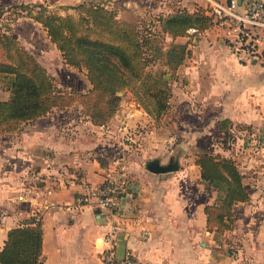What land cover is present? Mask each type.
<instances>
[{"label":"crops","instance_id":"obj_1","mask_svg":"<svg viewBox=\"0 0 264 264\" xmlns=\"http://www.w3.org/2000/svg\"><path fill=\"white\" fill-rule=\"evenodd\" d=\"M105 1L121 12L146 4L156 15L180 7L195 11L202 4L201 0ZM23 25L34 37L39 30L46 34L38 22L19 17L11 25L16 36L24 33ZM45 40L51 52L58 51L48 37ZM177 41L185 44L187 37ZM236 45L232 36L222 38L211 28L187 44L189 54L172 82L165 112L169 127H177L179 140L173 132H158L155 119L136 105L134 115L125 107L100 126L83 112L77 115L79 121L53 122L49 114L16 136L6 134L0 148V249L11 228L34 217L42 228L40 264H104L100 252L114 224H118L113 238L116 257L132 250L148 264H264V150L253 151L249 145L252 132L264 133V66L243 57ZM0 91V100L8 99L9 93ZM144 122L150 127L144 128ZM126 133L133 144L124 138ZM202 138L211 143L219 139L215 143L219 148L231 144L239 156L241 149L252 154L236 163L250 200L235 206L236 221L224 234L208 229L204 211L218 193L201 178L197 156H185L202 147ZM178 145L183 155L176 170L148 168L150 162L167 165ZM121 166L129 186L117 207L76 205L84 185L103 182Z\"/></svg>","mask_w":264,"mask_h":264},{"label":"trees","instance_id":"obj_2","mask_svg":"<svg viewBox=\"0 0 264 264\" xmlns=\"http://www.w3.org/2000/svg\"><path fill=\"white\" fill-rule=\"evenodd\" d=\"M33 7L20 5L25 14L18 17L38 22L60 52L63 63L86 71L91 89L85 95L102 105L84 113L94 125L106 124L115 114L120 102L119 91L133 93L153 118L168 110L172 82L189 54L187 44L156 40L160 34L150 28L144 34L125 28L112 10L93 2L72 6L79 13L77 18L49 13L41 4L35 6L39 10L34 13ZM156 21L171 38L185 36L192 27L203 32L213 24L204 3L194 12L182 9L159 14ZM94 28L106 33L107 38L90 35ZM0 45L6 57L0 61V78L9 93L8 99L0 100V132H9L21 122L46 115L58 107L60 99L53 94V78L35 56L23 50L9 34H2ZM157 60L162 66L159 72H153L148 66ZM196 164L201 178L218 193L216 201L204 210L208 229L224 234L232 230L236 221L235 206L250 200L241 172L233 159L208 151L197 154ZM154 165L155 171L178 167L177 162L167 165L155 162ZM41 249L42 228L40 221L36 222L33 217L8 231L0 249V264H40Z\"/></svg>","mask_w":264,"mask_h":264},{"label":"rangeland","instance_id":"obj_3","mask_svg":"<svg viewBox=\"0 0 264 264\" xmlns=\"http://www.w3.org/2000/svg\"><path fill=\"white\" fill-rule=\"evenodd\" d=\"M6 1L7 2H4L2 0L0 1V38L2 34H9L10 36H12L23 50H25L26 52H29V54L36 57L40 65H42L46 69V72L53 78L52 79V84L54 85L53 94L57 97V99H60L59 105L58 107L52 109L46 115H44V116H47L49 114L52 115L51 117H52L53 122H60L62 120L71 121L72 119L73 121H79L77 115L79 114L78 116H82L80 112H83V114L85 112L89 113L93 108L94 109L101 108L102 105H101V102L97 104L96 103L97 100H94V99L89 100V98L87 97L88 95H85L88 92V90L91 89V85L86 77V71L84 69L73 68V67L65 65L62 61L59 51L51 52V49L46 47V44H49V43L47 40H45L47 38L45 33L39 30V34H37L34 37V35L32 34H27L28 27L26 25H23L21 31H23L24 33L21 36L15 35V32L13 31L11 25L15 23L16 19L19 18L18 14H21V13L25 14L24 8H22L23 10L19 8L20 5L23 4V6L25 7H27L28 5H33L34 7L32 9H33V12L35 13L37 10H39L35 6L41 4L46 7L49 13H53V14L61 15V16H65L69 14L77 18L79 13L74 8H72V6H76L78 4L85 3V2H93L95 4H101L104 7L112 10L115 14L116 19L125 28H128L130 30H135L137 32H140V34L147 33L146 30L150 28L151 30H155V32L157 33L159 32L160 34L159 38H156V40L158 39L159 41H163V43H166V44L171 43V42L179 43L177 41V38L179 37H187V41L185 44H191L193 40L195 39V37H198L200 33V31H198V33L194 35H188V33L186 32L185 36H177V37L171 38L168 35V33L162 31L160 23L156 21V16L159 14L157 13L156 15L155 12H152L151 10L152 8L146 4H144V6L138 7L136 10H130V12H128V10H125V12H121L122 10L119 8V6H116L114 4L112 5L110 3L108 4L105 0H77L78 2H75L72 4H62V3H59V1H55V0H6ZM8 1L10 2L8 3ZM182 9L186 10L187 12H194V11H188L186 7H180L178 9H174L173 12H175L176 10H182ZM89 34L92 36H97V37H101L104 39L107 38L106 33L101 32L98 28H94L91 32H89ZM23 37L24 38L27 37L28 39H24ZM223 40H224V43L227 45H230V47L235 46L231 41L226 40V39H223ZM31 46L35 47V53H32L33 47ZM29 48H32V49L28 51ZM243 48L245 49L246 47H243ZM240 49L242 48H240L239 44L236 45L235 50H237L238 53L243 54V51H241ZM45 52H49V55H46ZM243 57H247V54H245V56ZM5 60H6L5 53L0 45V61H5ZM161 66H162L161 61L157 60L155 61L154 64L149 65L148 68H151L153 72H159ZM4 86L5 84L3 80L0 78V90L5 91ZM117 95L120 97V102L118 104V107L115 113L120 111V109L126 107V108H131L130 113L131 115H134L135 113H137L135 110V105L137 109H143L140 102L137 100L136 96L130 91H126V90L119 91ZM2 96H3L2 92L0 91V98ZM65 110H69V112L63 113L62 116H59L60 113H58V115L55 114L56 111L61 112ZM53 115H55V117H53ZM69 115H71L70 118L68 117ZM154 119H155L156 128L158 129V132H163L165 130L167 131V133L168 131L171 133L173 132L172 133V135L174 134L173 137L174 136L177 137L176 140L180 139L178 135H175L177 127L175 125H172L170 128L169 127L170 123L168 124L166 122L165 113L159 118H154ZM33 121L35 120L21 122L18 124V127L15 128L13 131L0 132V148L2 147L3 139L6 138V137L4 138L6 134L12 133V136H16L17 134L20 133L21 129H24L25 126L32 124ZM109 121L110 119L107 121V123ZM173 121H175V118L173 119ZM142 126L144 128L150 127L148 122H144ZM253 133L256 134V132H252L249 136H251ZM130 136L131 134L126 133L124 135V138L127 139ZM127 140L129 141V143L131 142V144H133L132 139H127ZM218 140L219 139H215V142L211 143L206 138H202L199 141L200 146L202 147H200L199 149L191 150L189 153L185 154V156L186 157L193 156V155L197 156V154L203 151H208L212 155H219L222 157L231 158L236 163H238V160L243 159V156L252 155V154L249 155L248 154L249 152L247 151L244 152V150L241 149L239 150V152L243 151V153L240 154L239 156L238 154H236V151H234L236 147L232 146L231 144H229L230 147L226 145L225 146L226 149L219 148L215 144V143H218L216 142ZM174 141H175V138H174ZM182 151L183 150L178 145L176 148L173 149V153L171 157H168L167 162L169 163L177 162L178 157H180L181 154L183 153ZM34 183L37 184V182H34ZM225 241L227 242V239Z\"/></svg>","mask_w":264,"mask_h":264},{"label":"built area","instance_id":"obj_4","mask_svg":"<svg viewBox=\"0 0 264 264\" xmlns=\"http://www.w3.org/2000/svg\"><path fill=\"white\" fill-rule=\"evenodd\" d=\"M213 20L210 27L222 38L232 36L241 51L247 54L249 61L264 66V0H201ZM188 35L198 33L196 28H188ZM243 47H246L245 49ZM239 50V49H238ZM252 150H264V133L252 134L249 139ZM128 177L124 169L116 167L109 176L99 184L84 185V192L75 203L79 207L95 205L101 208L117 207L128 189ZM118 224L112 225L104 241L107 245L100 252L104 264H148L139 259L132 250L116 257L113 238Z\"/></svg>","mask_w":264,"mask_h":264},{"label":"water","instance_id":"obj_5","mask_svg":"<svg viewBox=\"0 0 264 264\" xmlns=\"http://www.w3.org/2000/svg\"><path fill=\"white\" fill-rule=\"evenodd\" d=\"M240 2H241V0H238V3H240ZM153 163L155 164V162H153ZM152 164L148 168H150L151 170H154L153 168L155 167V165L154 164L152 165Z\"/></svg>","mask_w":264,"mask_h":264}]
</instances>
